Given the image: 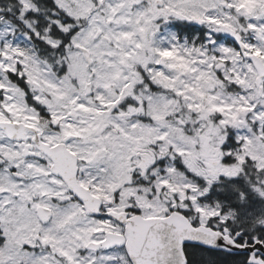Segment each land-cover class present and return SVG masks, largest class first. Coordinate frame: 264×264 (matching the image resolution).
Listing matches in <instances>:
<instances>
[{
  "label": "snow or ice",
  "instance_id": "obj_1",
  "mask_svg": "<svg viewBox=\"0 0 264 264\" xmlns=\"http://www.w3.org/2000/svg\"><path fill=\"white\" fill-rule=\"evenodd\" d=\"M0 264H264V0H0Z\"/></svg>",
  "mask_w": 264,
  "mask_h": 264
},
{
  "label": "flooded vegetation",
  "instance_id": "obj_2",
  "mask_svg": "<svg viewBox=\"0 0 264 264\" xmlns=\"http://www.w3.org/2000/svg\"><path fill=\"white\" fill-rule=\"evenodd\" d=\"M171 25H179V27H175L173 28L172 30L177 32L179 34V36L181 37V39H183V37L185 35H189V33L184 29L183 25L186 23V22H179V21H170L169 22ZM194 27L196 29H200L201 26L200 25H194ZM227 42V41H225Z\"/></svg>",
  "mask_w": 264,
  "mask_h": 264
}]
</instances>
